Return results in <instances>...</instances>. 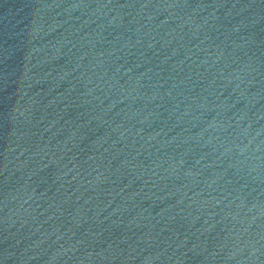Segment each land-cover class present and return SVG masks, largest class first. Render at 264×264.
Masks as SVG:
<instances>
[{
    "label": "water",
    "instance_id": "water-1",
    "mask_svg": "<svg viewBox=\"0 0 264 264\" xmlns=\"http://www.w3.org/2000/svg\"><path fill=\"white\" fill-rule=\"evenodd\" d=\"M0 264H264V0H0Z\"/></svg>",
    "mask_w": 264,
    "mask_h": 264
}]
</instances>
